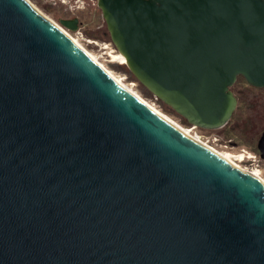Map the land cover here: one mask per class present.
<instances>
[{
	"label": "water",
	"instance_id": "1",
	"mask_svg": "<svg viewBox=\"0 0 264 264\" xmlns=\"http://www.w3.org/2000/svg\"><path fill=\"white\" fill-rule=\"evenodd\" d=\"M97 5L133 76L191 126L231 121L239 77L264 88V0ZM257 147L264 159V132ZM0 264H264V179L29 0H0Z\"/></svg>",
	"mask_w": 264,
	"mask_h": 264
},
{
	"label": "rangeland",
	"instance_id": "2",
	"mask_svg": "<svg viewBox=\"0 0 264 264\" xmlns=\"http://www.w3.org/2000/svg\"><path fill=\"white\" fill-rule=\"evenodd\" d=\"M30 2L43 13H45V15L51 18L55 23L67 30L107 69L122 79L130 87H132L135 92L138 93L143 99L148 101V103L159 109L162 113L169 116L181 126L188 129H193L191 132L193 134L196 132L197 134L195 135H199L203 141L208 143V145L213 146L215 149H218L222 152H230L234 159L237 154L242 152V150H246L255 154L257 156V162L255 165L250 159L235 161L246 171L251 172L254 169H258L252 172H256V176L264 179V159L261 158L260 152L258 150V142L255 147L250 143L240 141L226 128L216 130L192 128V126L188 124L182 116H180L170 107L167 106L169 111L164 110L163 105L146 88H142L144 89L142 90L144 94H142L140 92V84H138L135 79H130L128 76L121 73L120 69L125 68L120 67L122 64L119 63L120 60L114 59V55H119L120 53L116 50L110 38L107 25L105 26L104 24L106 22L103 18L102 11H99L97 10L98 8H95L97 5V0H30ZM74 18L79 20V26L76 30L78 31L77 33L76 31L68 29L61 23L62 20ZM79 31H81L82 34ZM236 83L239 88H245L246 86L245 82L242 80H239Z\"/></svg>",
	"mask_w": 264,
	"mask_h": 264
},
{
	"label": "trees",
	"instance_id": "3",
	"mask_svg": "<svg viewBox=\"0 0 264 264\" xmlns=\"http://www.w3.org/2000/svg\"><path fill=\"white\" fill-rule=\"evenodd\" d=\"M95 8H98L97 10L100 11L97 5ZM104 24L106 26V23ZM124 63L125 62H123L120 66L125 68L120 69L121 73L125 74L130 79H135L137 83L140 84V92L144 94L142 92L144 89L142 88L145 87L133 76L126 63ZM239 80L244 81L246 86L245 88H239L237 83H235V85L232 87L233 92L238 98V106L231 121L223 128L228 129V131L240 141H245L256 147L261 134L264 132V88H255L249 85L242 76L238 78L237 82ZM158 101L163 105L164 110L169 111L167 109V105L164 102L161 100ZM185 121L187 122L186 119Z\"/></svg>",
	"mask_w": 264,
	"mask_h": 264
},
{
	"label": "bare ground",
	"instance_id": "4",
	"mask_svg": "<svg viewBox=\"0 0 264 264\" xmlns=\"http://www.w3.org/2000/svg\"><path fill=\"white\" fill-rule=\"evenodd\" d=\"M30 1V0H29ZM34 5V4H33ZM36 7V6H35ZM37 8V7H36ZM38 9V8H37ZM39 10V9H38ZM40 12H42L41 10H39ZM43 13V12H42ZM45 15V13H43ZM47 18H49L47 15H45ZM50 20H52L51 18H49ZM53 21V20H52ZM54 22V21H53ZM55 23V22H54ZM57 24V23H55ZM58 25V24H57ZM59 28L80 48L82 49L84 52H86V54H88V56L90 58H92V60H94L97 64H99L100 66H102L105 70H107L111 76H113L122 86H124L127 90H129L130 92H132L133 94L139 96L144 102H146L149 106H151L153 109L157 110L159 113H161L163 116H165L166 118L172 120L169 116H167L166 114L162 113L159 109H157L156 107L152 106L150 103H148V101H146L145 99H143L138 93L135 92V90L130 87L128 84H126L122 79H120L118 76H116L114 73H112L109 69H107L92 53H90L82 44L79 43V41H77L67 30H65L63 27H61L60 25H58ZM114 59L120 60V63L125 62L126 63V58L124 57V55L119 54V55H114ZM175 124H177V126H179L182 130H184L186 133L192 135L193 137H195L196 139H198L200 142H202L203 144L209 146L211 149L215 150L217 153H219L221 156H223L225 159H227L229 162H231L232 164H234L235 166L242 168L233 158L230 152H222L218 149H215L213 146H210L206 143L203 142V140L193 134L191 132L190 129L185 128L183 126H181L180 124L176 123L174 120H172ZM238 156H241L240 158H243V154L239 153ZM244 169V168H243ZM245 170V169H244ZM255 175L257 174L256 172H252Z\"/></svg>",
	"mask_w": 264,
	"mask_h": 264
},
{
	"label": "built area",
	"instance_id": "5",
	"mask_svg": "<svg viewBox=\"0 0 264 264\" xmlns=\"http://www.w3.org/2000/svg\"><path fill=\"white\" fill-rule=\"evenodd\" d=\"M78 31H76V33H77ZM81 34H82V32L81 31H79ZM78 38H80L79 36H77ZM76 37V38H77ZM192 128H197V127H195V126H192ZM190 130L192 131L193 129H191L190 128ZM195 134H197L196 132H195ZM199 136V135H198ZM200 137V136H199ZM204 143H206V144H208L207 142H205V141H203ZM242 154H243V158H240L241 156H238V154H237V156L235 157V159L234 160H238V161H240V160H245V159H250L252 162H253V164L255 165V163L257 162V156L255 155V154H253V153H251V152H249V151H246V150H242V152H241ZM254 167V166H253ZM255 170H258V169H254V170H252V171H255Z\"/></svg>",
	"mask_w": 264,
	"mask_h": 264
}]
</instances>
